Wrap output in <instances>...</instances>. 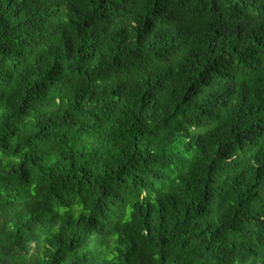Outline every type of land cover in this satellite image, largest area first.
Returning <instances> with one entry per match:
<instances>
[{
    "label": "trees",
    "instance_id": "1",
    "mask_svg": "<svg viewBox=\"0 0 264 264\" xmlns=\"http://www.w3.org/2000/svg\"><path fill=\"white\" fill-rule=\"evenodd\" d=\"M0 264H264V0H0Z\"/></svg>",
    "mask_w": 264,
    "mask_h": 264
}]
</instances>
